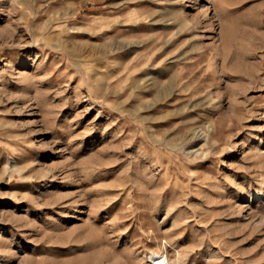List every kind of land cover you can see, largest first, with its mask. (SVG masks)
Here are the masks:
<instances>
[{
  "label": "rangeland",
  "instance_id": "374dc122",
  "mask_svg": "<svg viewBox=\"0 0 264 264\" xmlns=\"http://www.w3.org/2000/svg\"><path fill=\"white\" fill-rule=\"evenodd\" d=\"M264 264V0H0V264Z\"/></svg>",
  "mask_w": 264,
  "mask_h": 264
},
{
  "label": "bare ground",
  "instance_id": "6f19581e",
  "mask_svg": "<svg viewBox=\"0 0 264 264\" xmlns=\"http://www.w3.org/2000/svg\"><path fill=\"white\" fill-rule=\"evenodd\" d=\"M167 262L165 261V258H162L160 256L154 255V261L152 264H166Z\"/></svg>",
  "mask_w": 264,
  "mask_h": 264
}]
</instances>
